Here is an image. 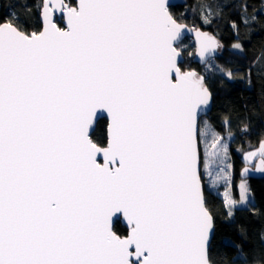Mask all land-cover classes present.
Instances as JSON below:
<instances>
[{"label": "snow or ice", "instance_id": "snow-or-ice-1", "mask_svg": "<svg viewBox=\"0 0 264 264\" xmlns=\"http://www.w3.org/2000/svg\"><path fill=\"white\" fill-rule=\"evenodd\" d=\"M20 7L35 9L38 27L27 31L16 13L0 21V264H214L205 193L232 168L221 134L233 136L232 122L218 131L206 118L212 91L184 57L209 64L220 41L180 22L169 0ZM213 15L202 6L203 23ZM256 19L243 3L240 23ZM185 31L195 51L181 46ZM98 119L103 139L92 136ZM257 156L264 173V138L244 154L242 177ZM238 187L239 199L224 192L228 218L250 204L247 181Z\"/></svg>", "mask_w": 264, "mask_h": 264}, {"label": "trees", "instance_id": "trees-1", "mask_svg": "<svg viewBox=\"0 0 264 264\" xmlns=\"http://www.w3.org/2000/svg\"><path fill=\"white\" fill-rule=\"evenodd\" d=\"M184 6L171 7L174 16L182 23L195 28H201L219 38L224 51L216 58L218 65L230 69L236 76L234 80L220 79L222 86L215 83L214 75L206 73V82L213 94V108L206 118L219 131L223 127L225 116L232 122L233 136L229 140L231 161L233 164V191L239 196L240 172L245 167L243 151L257 146L264 138V72L258 69L264 67V14L261 0H186ZM249 5L250 14L257 16L256 21L244 26L241 21V6ZM33 0H0V21L16 13L24 23L27 31L38 27L35 9L32 13L24 11L20 5H31ZM210 5L213 12L211 24L202 22V6ZM240 25L239 40L244 51L234 50L231 45L236 42V32L232 23ZM185 68L197 69L200 65L191 59L184 63ZM249 70L251 75L249 76ZM202 72V71H201ZM204 76V75H203ZM249 126V132L240 131L241 123ZM107 132L106 119L99 121L94 139H103ZM227 137V132H221ZM250 191L254 198L256 215H252L250 207L237 210L232 218L225 214L223 198L206 188V198L213 208L215 220V235L212 241L211 255L214 264H260L264 261V244L260 241L264 233V178L248 180ZM123 230V225L118 231ZM239 246V247H237Z\"/></svg>", "mask_w": 264, "mask_h": 264}, {"label": "rangeland", "instance_id": "rangeland-1", "mask_svg": "<svg viewBox=\"0 0 264 264\" xmlns=\"http://www.w3.org/2000/svg\"><path fill=\"white\" fill-rule=\"evenodd\" d=\"M181 46L184 48L185 52L195 51V46H194V43H193V41L191 39L184 40L181 43ZM224 50L225 49H224V46H223V49L220 50V53H222ZM185 57H186V60L191 59V61H192V59H193V57H188V56H185ZM216 66H220V65L217 64L216 59H213V60L210 61L209 64H206L205 66H201V68H204V69H202V70H200L198 72L201 75H204V76H206V73H208V74L211 73V75H214L216 85L219 88H221L222 83H221L220 79L218 78V76H220V73L217 71ZM195 70H197V69H195ZM229 140H230V138L228 136L227 137L225 136V142L228 144V152H229V157H230V159H228L226 162L227 163H231L232 168L226 169V172L220 173V178L217 180V185H216L215 188H208L207 186H206V188L209 191H212L214 193H218L222 198L224 197V192L227 190L236 199H239V196L236 197L235 194H234V191H233L234 172H233V164H232V161H231V155H230V149H229ZM259 144L257 146L249 147L248 149L243 151V154H242L243 160H244V154L247 153L248 151H251V150H254V149L258 150L259 149ZM258 160H259V156H257L256 158H254L253 160L248 162V166H255V164L257 163ZM217 171H219V169H217ZM226 180H227V183H226ZM246 181H247V184L249 186L248 180H246ZM249 189H250V187H249ZM249 200H250V204L249 205H242L240 208L250 207L251 205L254 204V198H253V195H252L251 191H250V194H249Z\"/></svg>", "mask_w": 264, "mask_h": 264}, {"label": "water", "instance_id": "water-1", "mask_svg": "<svg viewBox=\"0 0 264 264\" xmlns=\"http://www.w3.org/2000/svg\"><path fill=\"white\" fill-rule=\"evenodd\" d=\"M169 4H170L171 7H175V6H178V5L184 6V5L187 4V1H186V0H169ZM184 24H186V23H184ZM186 25H187L189 28H195V27H192V26H190V25H188V24H186ZM195 29H199L200 31H205V30H203V29H201V28H195ZM205 32H208V31H205ZM209 33H210V32H209ZM210 34H211V33H210ZM212 35H213V34H212ZM213 36H215V35H213ZM215 37H216V36H215ZM186 39H191V40L193 41V43H194L195 48H196V43H197V41H196V34H195L194 31H185V32L183 33V35H182L181 43H182L184 40H186ZM216 39L219 40L218 37H216ZM219 41H220V40H219ZM220 43H221V42H220ZM221 44H222V43H221ZM219 54H220V51L216 54V58L219 56ZM216 58H215V59H216ZM185 61H186V57H184V63H185ZM192 62L195 63V64H198V65H200V66H205V65H206L205 63L201 62V61L199 60L198 57H193ZM196 71H197V70H196ZM197 72H198V71H197ZM212 108H213V98H212V102H211L210 106H209L208 109H207L206 117L209 116L210 112L212 111ZM203 115H204V114H202V116H203ZM100 120H102V119H98V120L95 122V124H94V128H93V130H92V135H93V133L95 132V130H96V128H97V125H98V123H99ZM259 163H260V159L257 161V163L255 164V166H258ZM255 166H249L250 171L248 172V174H247L246 177H242V176H241V172L243 171V168H242V170H241V172H240V177H241V179L251 180V179H260V178H264V173H261V172L256 171V170H255ZM214 235H215V234H214Z\"/></svg>", "mask_w": 264, "mask_h": 264}]
</instances>
